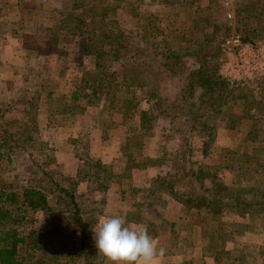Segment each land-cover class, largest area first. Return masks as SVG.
<instances>
[{
    "label": "trees",
    "instance_id": "obj_1",
    "mask_svg": "<svg viewBox=\"0 0 264 264\" xmlns=\"http://www.w3.org/2000/svg\"><path fill=\"white\" fill-rule=\"evenodd\" d=\"M152 1L155 0H118V5L113 7L87 3L84 6L75 3L74 8L69 11L62 10L61 19L55 20L54 16L56 37L51 36L47 42L50 44L51 52L62 53L57 44L58 34L64 32L63 40L80 44V50H83L84 55L93 60V66L89 68L84 64L80 65L82 77L71 95L72 100L90 99L93 103L101 105L104 112L119 114L121 117L119 119L123 123L133 119L138 121L134 131L142 130V132L136 133L137 136L135 134L136 137H133L135 141L129 135L127 145L123 147L129 169H143L150 165L160 169L162 162L168 160L166 154L174 160L177 171L159 174L153 186L144 191L145 195L142 203H138V209L149 211L150 201L147 196L151 194L152 188L156 193L167 192L182 204L185 212L189 209L193 210L199 217L206 216L207 222L213 221L214 224H218L203 229L204 238L208 237L209 244L218 248L216 252H223L225 246L222 236L225 234H221V223L223 224L225 220V214L233 212L242 217L248 214L264 215V189L242 186L235 188L215 182L211 179L214 178L213 173L207 170L209 167L206 169L205 166L189 161L195 153L194 138L197 135L200 138L204 136L209 138L213 127L207 121L201 122L203 104L198 106L196 103L194 108L195 103L187 102L186 98L195 99L197 90L200 89L197 100L210 102V110L207 114L211 113L215 116L224 112L234 120L236 115L244 114V118L245 116L248 118L247 116L251 117L248 112L256 111L262 113L263 119L264 94L261 100H258L255 95L256 90L251 88L252 83L259 84L261 79L246 84L228 81L221 77L218 73L219 63H216L219 55L222 54L221 44L217 46L215 52L209 53L207 58L201 53L194 55L195 60L201 61V65L205 66L191 74L192 82L185 84V88L190 89V94L187 96H184L186 90L183 89H180L175 98L163 95L160 90L163 79L160 76L154 82L148 81V78L146 81L134 79L140 74L139 70L145 66L158 73L164 65H167L157 57L162 51L156 39L164 32L163 28L157 25L158 16L149 13L147 17L139 10L143 4ZM166 1L168 2L164 0ZM238 1L241 5L238 8V16L243 20H255L259 15L264 16V0ZM120 8L125 9L135 21H139L133 28H129V31L123 26L124 19L119 16ZM260 22L261 19L258 23L264 24ZM243 38L246 40L244 36ZM80 40L83 41L82 46ZM209 41L211 42L212 39L204 36L203 40L198 39L194 44L200 45L199 50H201L207 44L210 45ZM151 53L156 56H152ZM168 58H174L173 63L179 61V55L172 57L169 55ZM212 58L216 59L215 63L212 62ZM120 59L124 60V68L128 73H123L121 80H118L115 71H109L107 67ZM172 71L174 73L171 74L169 71L164 77L174 78L178 71H175V67H172ZM174 81L179 83L177 79ZM40 98L41 91L36 89L35 92L30 91L29 95L16 96L11 102H3L0 99V166L3 161L6 163L12 161L13 152L33 155L34 149L43 151L50 148L49 142L40 135L36 116L28 121H22L17 116H9L17 111L27 114L38 112ZM118 98L121 99L120 104H116ZM142 101L149 104L148 108L140 107ZM237 103L243 105L239 111L234 110ZM183 116L186 118L181 120ZM190 118L193 123H189L186 127L185 123ZM238 122L241 120L239 119L236 124ZM224 126L234 128V125L229 123H225ZM155 131L158 132L160 141H158L159 149L154 152L158 151L160 155L152 157L149 155L151 145H146L143 138L149 139V142L153 141ZM140 139L144 147L142 155L137 156L130 150L137 151L139 147L133 144ZM175 141L177 142L174 143ZM154 143L157 144L156 141ZM84 144L88 143L84 142ZM86 148L88 147H84ZM202 152L204 155L208 154L206 148H203ZM79 158L85 160L82 165L85 167H81L75 178H69L71 184H66L65 180L61 182L54 179L49 166L36 162L34 158L37 170L32 172L37 176L40 174L45 180L41 179L42 182L38 184H29L21 188H6L4 184H0V264H101L102 254L96 250L93 237V228L99 221V216L96 215L98 209L95 211L91 208V204H88L87 198L84 197L86 195L80 196L78 186L81 181H85L88 191L107 190L114 179L118 180L122 177L111 172L109 165L91 156ZM82 168L87 170L84 171ZM6 170L9 169H0V172ZM207 179H211V183H206ZM176 186H186L188 191H183V195L180 196ZM52 195L56 196L57 204L64 205L61 211L52 208L50 203ZM157 195L158 202H161L160 195ZM44 213L52 224L49 228L41 230L36 224L43 220L40 218ZM135 218L140 220L141 217L135 216ZM173 239L180 238L174 235ZM263 252L262 247H259L257 253L254 252L256 262H259L258 258L263 256ZM221 257L223 256L216 254L215 260L218 263L222 262ZM227 259L232 260L230 264H248L245 259L232 257L231 253Z\"/></svg>",
    "mask_w": 264,
    "mask_h": 264
},
{
    "label": "rangeland",
    "instance_id": "obj_2",
    "mask_svg": "<svg viewBox=\"0 0 264 264\" xmlns=\"http://www.w3.org/2000/svg\"><path fill=\"white\" fill-rule=\"evenodd\" d=\"M75 3H81L84 4V6L85 3H87L88 5L94 4L113 7L118 5V0H69V2L59 4L58 8H55L56 12L61 14L62 10L69 11ZM239 7H241V5L238 0H168V2H164V0H155L149 4H143L139 10L143 14H146V16L149 13L157 15V25L164 30L156 39V41H159L160 51L163 53L157 54V57L159 61H165L167 65H164L158 73H156V70L154 71L145 66L146 69L145 67L141 68V70H139L140 74L134 79L139 78L138 80L140 81H146L148 78V81L154 82L155 79L162 77L164 84H162L161 81L160 90L163 95L175 98L179 94L180 89L186 90L184 96L189 95L190 89H186L185 84L187 82H192L190 76L193 72L200 71L201 68L205 66L201 65V61L197 62L194 55L201 53L202 55H206L207 58V55L217 49L218 45H222L226 38L236 36H240L244 42L264 43V24L260 25L258 23L260 19V23H264V16L260 17L259 15L255 20H243L238 16ZM1 10L2 9H0V14H2ZM118 11L120 18L124 19L123 26L128 31L129 28L135 26L136 22H139L135 21L125 9L120 8ZM229 14L231 16H229ZM48 17L50 23H54L57 18L61 19L60 15H56L55 20L54 16ZM14 18H16V16L12 17V19ZM10 20L11 17L0 15V26L2 27V25H5L8 29ZM22 20V17H19V24H24ZM49 21L46 18L43 19V16H35L32 17L31 21L25 23L27 33H32L28 34L29 36L25 37V40L33 47H36L37 44H41L42 48L38 47L37 49L34 48V50L37 52L40 50L39 52L42 54L52 51L49 46L50 44L47 42L50 38V31L44 33L45 30L50 29ZM202 24H204V26H202ZM140 25L138 27H140ZM6 28L4 27V29ZM64 35V32L58 34L60 39L58 49H60L62 53L70 52V55L67 54L62 58V62H60L62 63V69L65 66V69H63L64 74L66 73V75L69 76V79L62 81V91L67 90L70 94L71 90H74L75 83L81 80L82 77V72L80 74L81 60L86 61V63L83 64L87 68L93 66V60L84 55L82 52L83 50H80V44L74 41L70 42L63 40ZM37 36H39L38 40H36ZM204 36L210 37L212 41H209L210 45L207 44V46L199 50L200 45H195L194 41L198 39L203 40ZM243 36L246 40H244ZM3 38H5L4 33L0 32V39L2 40ZM7 39L8 37L6 41H8ZM80 42L82 46L83 41L80 40ZM2 43L4 42H1V44ZM45 44L46 46H44ZM202 46L203 45H201V47ZM19 51H22V49H7L3 46L0 48V56L8 57L9 52L15 55L16 53H20ZM151 54L154 57L156 56L154 53ZM177 54L179 55V61L178 63H173L174 58L168 57L169 55L171 57L175 55L178 56ZM219 56L222 57H219L220 59L218 58L217 62L215 58H212V62L219 63L218 73L221 77L228 80L221 74V65L224 61L229 60V58H235V54L233 51L231 53H226L222 48V54ZM18 58L13 59L12 57L10 58L12 62L8 63L0 59V99L3 102L14 101L16 96L20 94H22V96L29 95L30 91L35 92L36 89L41 91V93L44 91L43 93L47 94L48 91L44 90L45 86L48 85V87H51L50 83H53V81L49 79V74H51L52 71L61 70L60 68L57 69L59 63L55 64L51 62L40 64L37 63L35 56L32 63L24 61L20 54ZM124 65V60L120 59L107 68L110 69L109 71H115L117 79L121 80L122 74L128 73V71H125ZM172 67H175V71H178L177 75L171 79L167 78V76L164 77L169 71L171 74L174 73ZM133 75L136 74L133 73ZM259 78L262 83L251 84V81ZM70 79L72 80V84L68 82ZM175 79H177L179 83L175 82ZM235 81L251 84V88H254V91L256 90L255 92H257V94H255L257 99L261 100L264 94V74H256L252 77H247L246 80L241 79L239 81L234 80V82ZM193 89L195 90L196 88ZM55 90L56 91L53 90L52 92L56 93V95H49L48 97V94H44L40 98L41 103H39L38 112L27 114L17 111L9 115L17 116L22 121H28L30 118L36 116L39 122L40 135L49 142L50 148L43 151L34 149L32 150L33 155L31 153H11L13 158L12 161L7 163L3 161L2 166H0V169H9L3 171V173L0 172V184H4L6 188H21L29 184L35 185L45 180V178L40 177V174L37 176L36 173L32 172V170H37L33 158L38 163L47 164L54 179L58 181L61 180V182L65 180L66 184H71L69 178H75L81 167H85L82 166L85 160L79 157L91 156L90 143L87 145L84 144L87 139L86 136L82 137L78 135L74 141L70 139V142H66L68 134H78V127L80 125L78 121L81 122L82 117H84L82 115L76 116L75 114H78L76 112L80 113L82 109H87L84 115L85 117L86 115L90 117L88 120V133H91L92 126H94L98 132L104 128L105 131L110 130L114 133V127L120 121L115 114L104 112L105 110L102 109L101 105L93 103V101L87 98H81L78 101L72 100L69 106H65L62 101L64 98L58 93L60 89L57 87ZM199 91L200 89L197 90L195 99L186 98V101L194 102V108L196 103L198 106L203 104V108L201 109L202 113L200 115L201 122L207 121V123L211 124L213 130H211L212 134L209 135V138L208 136H204L203 139L198 135L194 138L195 153L193 157H191L192 160L189 159V161H193L194 164L205 166V168L209 167V169H206L213 173L214 178L211 177V179L215 182L228 184L235 188L242 186L259 190L264 189V118L262 119L261 117L262 113L251 111L248 112L251 117L247 116L248 118H246L245 116L244 118V114H239L236 115L234 120L229 117L228 113L224 112L218 113L215 116L211 113L207 114L208 110H210V102L206 100L200 102L197 100ZM201 91L203 90L201 89ZM207 98L208 97H206V99ZM120 100L121 99L118 98L116 104H120ZM230 102L232 101L230 100ZM228 104L230 103L228 102ZM42 105V110H40ZM44 105L47 107H54L55 113L49 114V112H47V115H44L43 111L46 108ZM144 106H146V103L142 101L140 107ZM242 106L241 103H237V107L234 110L239 111ZM72 110L76 112H72ZM50 115L52 116L50 117ZM23 116H25V119ZM183 118L186 117L183 116L180 119L182 120ZM239 119L241 122L236 124ZM135 120L136 119L129 121L134 124ZM40 121L42 123H40ZM189 123H193L191 118L189 121H186V127ZM225 123L233 124L234 128L224 126ZM64 124L65 127L63 128L65 129H59ZM76 124L77 127L74 129L73 127H75ZM41 126L43 127L41 128ZM131 127H133V125L129 126L130 131L128 132H130V136H128L134 140L133 137L135 134L142 132V130L139 132L134 131L137 124L134 125L133 128ZM94 130L95 129H93V131ZM119 131L121 130H117L116 126L117 134H114L117 136L116 138H118L120 134ZM84 134L86 135L87 131H85ZM155 134L154 140H151V142H149V139L143 138V142H145L146 145H151L150 151L159 149L158 141H160V138L159 135H157V131H155ZM206 135L208 134L206 133ZM112 137L114 136L112 135ZM141 141L142 139L133 144L139 147L137 151L130 150L131 153L134 152V155H142L141 153L144 146H142ZM155 141L157 144L154 143ZM203 142L205 143L203 144ZM125 145H127V142L124 143V146ZM86 146L88 148L84 149ZM110 147L112 148V145H110ZM152 147L154 150H152ZM96 148L93 146V152ZM203 148L208 150L207 155H204L202 152ZM145 149H147V147ZM156 154L159 156L160 152L157 151ZM166 156L168 160H164L162 171L164 173L174 172L176 170L174 160H171L168 154H166ZM92 158L98 160L95 156ZM100 161L101 163H105L101 159ZM105 164L111 167V164ZM110 169H112V167ZM82 170L86 171L87 168H82ZM97 170L99 172L101 171L100 168ZM111 172H113V170H111ZM125 178L122 180L123 188L121 189H124V194L127 196L128 200L121 202L119 205H117V200H115L114 197H110L109 194L105 196V192H107L105 190L88 191L85 181L80 182L78 191L80 196L81 194L86 195L83 196L87 198V203L91 204L90 206L93 210L96 211V209H98L96 215L99 216V220L119 216L124 220L126 226L146 228L149 235L153 238L154 247L157 252L159 253L160 249L164 250L162 255H157L154 264H230L232 260L227 259L230 253L232 257L236 259H245L248 264H264V252L263 256L260 259L258 258L259 262H256L255 256L253 255L254 252L257 253L259 247L264 248V215L258 214L253 216L248 214L242 217L233 212H227L223 224L221 223V234H225L222 236L225 250L223 252L217 251V253L216 249L218 248L209 244L208 237L207 239L204 238L203 232V229L211 225H218L217 223L214 224L213 221H209L210 223L207 222L206 220H208V218L206 216L199 217L193 210L189 209L188 212H185L183 210L184 207L180 206L181 203L179 201H176V199H173L169 195L166 196L167 198H164L165 193H160L162 191L157 193L151 191V194L147 196L150 201V206H148L150 207L149 211H141L138 209L137 205L138 203H142L143 195L145 194L143 192L141 195V189L138 188V184H135L133 179L134 176L129 177V180ZM211 179H207L206 183H211ZM176 188L180 196L183 195V191H188L186 186H176ZM157 194L160 195L159 198H161V202H158ZM122 196L124 197L123 194L120 195V197ZM50 203L52 208L56 211H61L64 207V205L60 203L57 204L58 202L55 195L50 196ZM126 211V216H123ZM45 213L41 216L42 218H40L43 220L36 224L41 230L49 228L52 224V221L47 219L48 217H46ZM135 216L141 217L140 220H142H136L137 218L134 219ZM130 220H133V222ZM146 222L148 223L146 224ZM97 224L98 223L95 224L93 232ZM174 235L180 239L174 240ZM216 254L217 256H223L221 257L222 262L218 263L217 260H215ZM100 258L102 259L101 264H111L103 255Z\"/></svg>",
    "mask_w": 264,
    "mask_h": 264
},
{
    "label": "crops",
    "instance_id": "obj_3",
    "mask_svg": "<svg viewBox=\"0 0 264 264\" xmlns=\"http://www.w3.org/2000/svg\"><path fill=\"white\" fill-rule=\"evenodd\" d=\"M66 2H69V0H0V9H2L1 10L2 14H0V15L11 17V20H12V21L10 20V22H9L8 29L6 28L5 25H2V27L0 26V32H3L4 37H5L2 40L0 39V48H2L4 46L7 49L8 48L22 49V51H19L20 53L15 52L16 57L14 54H12V52H9L8 57H3V56L1 57L0 56V59H1V61L8 63V62H12V61H10V58H12V57H13V59L18 58V56L20 54V56H22L24 61H28L31 63L35 58L37 59V63H40V64L41 63H51V62H54L55 64L59 63L57 69L60 68L61 70H55V71H52L51 74H49V79L51 81H53V83H50L51 87H48V85H46L44 88V90L48 91L47 92L48 95L46 93H43L44 92L43 91L41 93V97L44 94H46L48 97H49V94H51V96L56 95V93H54L52 91L53 90L56 91L55 88L58 87V89H60V91L58 90L59 91L58 93H60V95H62V97L64 98V100H62L64 105L69 106L71 104L70 102L72 101L71 95L80 83V80H78L75 83L74 90H71L70 94H69V91H67V90L62 91V81L63 80L66 81L67 79H69V76L66 75V73L64 74L63 69H65V66L62 69V63H60V62H62V58L65 57L67 54L70 55V52L69 53L49 52L50 54L49 53H43L42 54L41 52H39L40 50L38 52L36 50H34V48L35 49H37L38 47L42 48L41 44L40 45L37 44L36 47H33V46L29 45L27 43V41L25 40V37L29 36L28 34H32V33H27L25 23L31 21L32 17H35V16H43V19L46 18L49 21L48 16L60 15L56 12L55 8H58L59 4H63ZM15 16H16V18L12 19V17H15ZM19 17H22V19H23L22 21H24V24H19V22H18ZM49 23H50V21H49ZM54 24L55 23H50V25H49L50 29H47L44 31V33H46L47 31H50L49 37L52 36L53 38L56 37V32H54ZM4 27L6 29H4ZM7 37H8V39H7L8 41H6ZM38 37L39 36H37L36 40H38ZM59 41H60V39H59ZM1 42H4V43L1 44ZM44 46H46V44ZM57 46H58V44H57ZM10 54H12V55H10ZM34 56H35V58H34ZM7 59H8V61H7ZM83 63H86V61L81 60L80 65H83ZM55 69H56V67H55ZM81 69L82 68L80 66V74L82 71ZM71 79L68 80L69 84H72ZM65 83H67V82H65ZM145 103H146V106H144L143 108H148L149 104L146 101H145ZM44 106H46V105H44ZM42 107H43V105L40 107V110H42ZM48 108H50V106L49 107L46 106V108L44 110L45 112L43 111L44 115H47V112H49V114L53 113V112L55 113L54 107L51 106L50 110ZM72 112H76V111L72 110ZM86 112H87V109H84V110L82 109V111L80 113L76 112V113H78V114H75L76 116L82 115L84 117H82L81 122L78 121V124H80L78 127L79 128L78 134L76 135V133H75V134L71 135V134L67 133L68 139L66 138V142H68V141L70 142V139H72V141H74L75 138L78 137V135H80L82 137L86 136L87 139L85 142L90 143V145H91L90 155L92 157L95 156V158H97L98 160L101 159L103 162L111 164V167H112L114 174L119 176V177H122V179L120 178L121 182H120V179L117 180V178L111 182L109 188L107 190H105V191H107V192H105L106 193L105 196H108L107 194H109L110 197H114V199L117 200V205H119L121 202L128 200L127 196L124 194L125 193L124 189H121V188H123L122 180H124L125 177H126L125 179L129 180V177L134 176L133 179L135 181V184L136 185L138 184V188L141 189V195H142V193L146 189H148V188L150 189V187L153 186L152 184L155 182V180L159 174H161V175L165 174L162 171L163 166H164V162H162V164H161L162 167L160 169L157 166H153V165L152 166L150 165V166L143 168V169H140V168L139 169H137V168L129 169L128 160L124 156L123 147H124V143L127 142L128 135L130 134V132H128V131H130L129 126L130 125L131 126L136 125L137 121H134V124H133V122L131 123L129 120L125 123H123L120 120L116 126H117V130H121V131H119L120 134H119L118 138H116L117 136L114 135L116 133V126L114 127V130H113L114 133L110 130L105 131L104 128H102L100 130V132H98V130L96 128H94V126L91 127V133H88V130H89L88 129V124H89L88 120L90 117H88V115H86V117H85L84 113H86ZM51 116L52 115H50V117ZM116 117H118V120H119V118L121 119L119 114H117ZM23 118L25 119V116H23ZM129 122H130V124H129ZM40 123H42V122L40 121ZM54 125H56V124H54ZM42 127L43 126H41V128ZM63 127H65V124L62 125V127H60L59 129H65ZM76 127H77V124L73 128L76 129ZM93 129H95V130L93 131ZM66 130H67V128H66ZM85 131H87L86 135L84 134ZM110 133L114 137H112V135ZM176 142L177 141H175L174 143H176ZM114 143H115L116 147H115ZM110 145H112V148L110 147ZM93 146H95V148L97 147L96 148L97 150L94 149L95 150L94 152H93ZM149 155L153 157L157 154L154 151H149ZM165 168H166V166H165ZM150 191L154 192V189L152 188ZM160 193H165L164 198L167 195H169L165 191L164 192L162 191ZM122 194L124 195V197L123 196L120 197V195H122ZM107 201H109V200H107ZM180 206L183 207L182 204H180ZM126 213H127V211L123 214V216H126L125 215ZM130 221L133 222V220H130Z\"/></svg>",
    "mask_w": 264,
    "mask_h": 264
},
{
    "label": "clouds",
    "instance_id": "obj_4",
    "mask_svg": "<svg viewBox=\"0 0 264 264\" xmlns=\"http://www.w3.org/2000/svg\"><path fill=\"white\" fill-rule=\"evenodd\" d=\"M93 237L96 250L111 264H154L164 251L157 252L146 228L126 226L119 216L99 220Z\"/></svg>",
    "mask_w": 264,
    "mask_h": 264
},
{
    "label": "built area",
    "instance_id": "obj_5",
    "mask_svg": "<svg viewBox=\"0 0 264 264\" xmlns=\"http://www.w3.org/2000/svg\"><path fill=\"white\" fill-rule=\"evenodd\" d=\"M222 48L226 53L233 51L235 54V58H229L221 65V74L229 81L264 74V43L244 42L240 36H236L226 38Z\"/></svg>",
    "mask_w": 264,
    "mask_h": 264
}]
</instances>
